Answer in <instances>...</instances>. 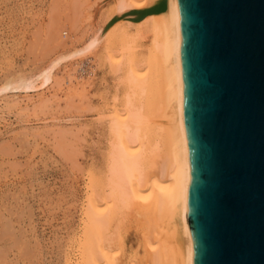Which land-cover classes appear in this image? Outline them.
<instances>
[{
    "label": "rangeland",
    "instance_id": "rangeland-1",
    "mask_svg": "<svg viewBox=\"0 0 264 264\" xmlns=\"http://www.w3.org/2000/svg\"><path fill=\"white\" fill-rule=\"evenodd\" d=\"M96 1L0 0V87L21 76L36 79L80 48L116 8L117 0ZM146 36L140 52L151 44ZM69 58L49 88L37 82L38 90L0 94V264H70L81 254L91 190L107 171L109 124L102 115L115 106L122 73ZM71 76L90 79L85 98L70 90ZM129 236L119 251L124 264L144 254Z\"/></svg>",
    "mask_w": 264,
    "mask_h": 264
},
{
    "label": "bare ground",
    "instance_id": "bare-ground-1",
    "mask_svg": "<svg viewBox=\"0 0 264 264\" xmlns=\"http://www.w3.org/2000/svg\"><path fill=\"white\" fill-rule=\"evenodd\" d=\"M164 1L166 12L139 20L136 12ZM111 14L73 54L71 51L70 56L58 57L36 79L8 78L0 94L38 90L37 82H41L40 88H49L54 70L69 57H79L82 62L100 61L113 73H122L115 106L102 115L109 124L107 171L94 182L97 190H91L88 200L82 251L70 264H124L119 251H123L132 233L144 254L139 258L141 252L135 253L130 264H193L189 205L192 172L178 0H117ZM146 34L151 44L140 52V40ZM73 78L69 79L70 90H81L85 98L90 79ZM132 247V251L137 249Z\"/></svg>",
    "mask_w": 264,
    "mask_h": 264
},
{
    "label": "water",
    "instance_id": "water-1",
    "mask_svg": "<svg viewBox=\"0 0 264 264\" xmlns=\"http://www.w3.org/2000/svg\"><path fill=\"white\" fill-rule=\"evenodd\" d=\"M178 7L193 264H264V0Z\"/></svg>",
    "mask_w": 264,
    "mask_h": 264
}]
</instances>
